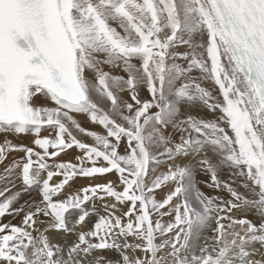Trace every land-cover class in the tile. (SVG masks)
<instances>
[{
	"label": "snow or ice",
	"instance_id": "obj_1",
	"mask_svg": "<svg viewBox=\"0 0 264 264\" xmlns=\"http://www.w3.org/2000/svg\"><path fill=\"white\" fill-rule=\"evenodd\" d=\"M0 264H264V0H0Z\"/></svg>",
	"mask_w": 264,
	"mask_h": 264
},
{
	"label": "rangeland",
	"instance_id": "obj_2",
	"mask_svg": "<svg viewBox=\"0 0 264 264\" xmlns=\"http://www.w3.org/2000/svg\"><path fill=\"white\" fill-rule=\"evenodd\" d=\"M14 223H15V221H14Z\"/></svg>",
	"mask_w": 264,
	"mask_h": 264
}]
</instances>
